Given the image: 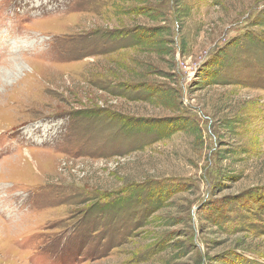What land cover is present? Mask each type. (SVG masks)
<instances>
[{
  "label": "rangeland",
  "instance_id": "obj_1",
  "mask_svg": "<svg viewBox=\"0 0 264 264\" xmlns=\"http://www.w3.org/2000/svg\"><path fill=\"white\" fill-rule=\"evenodd\" d=\"M0 264H264V0H0Z\"/></svg>",
  "mask_w": 264,
  "mask_h": 264
},
{
  "label": "trees",
  "instance_id": "obj_2",
  "mask_svg": "<svg viewBox=\"0 0 264 264\" xmlns=\"http://www.w3.org/2000/svg\"><path fill=\"white\" fill-rule=\"evenodd\" d=\"M129 123H131V122H129ZM136 126L140 129H142V128L148 129L149 128L151 131L158 130L159 132L160 131L162 132V130H163L164 132H166L171 127H174L176 125H174V123H164V122H161V123L156 122V124L155 123L153 124V123H146L144 121L139 120V123ZM170 134H172V133H170Z\"/></svg>",
  "mask_w": 264,
  "mask_h": 264
}]
</instances>
